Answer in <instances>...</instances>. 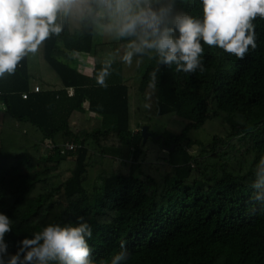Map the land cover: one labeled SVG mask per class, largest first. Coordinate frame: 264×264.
<instances>
[{
	"label": "trees",
	"instance_id": "1",
	"mask_svg": "<svg viewBox=\"0 0 264 264\" xmlns=\"http://www.w3.org/2000/svg\"><path fill=\"white\" fill-rule=\"evenodd\" d=\"M80 7L0 79V212L13 221L5 260L43 226L82 217L93 264H110L121 240L129 256L118 264H264V201L252 186L258 171L264 177V19L252 21L256 48L242 59L202 43L204 70L186 73L158 64L153 52L147 63L145 53L126 64L134 37L93 47L94 23L109 21L96 16L95 0ZM173 10L203 17L199 0H175ZM60 44L92 56V69L62 61ZM106 65L101 87L95 76ZM87 110L98 116L93 123ZM214 121L221 134L192 138ZM143 125L166 152L158 177L101 171L103 160L144 159ZM68 142L76 146L64 151ZM39 147L50 152L35 156Z\"/></svg>",
	"mask_w": 264,
	"mask_h": 264
},
{
	"label": "clouds",
	"instance_id": "2",
	"mask_svg": "<svg viewBox=\"0 0 264 264\" xmlns=\"http://www.w3.org/2000/svg\"><path fill=\"white\" fill-rule=\"evenodd\" d=\"M85 0H0V79L15 73L19 62L38 53L51 36H58L63 25L60 18L72 11L82 12ZM98 18L106 17L107 31L117 38L134 37L122 59L132 63L133 54H155L158 64L176 71L192 73L204 70L202 43L216 46L225 53L243 58L256 48L253 20L264 19V0H199L203 17L174 12L175 0H95ZM153 3L158 6L154 7ZM93 11L91 7L87 9ZM108 66L96 74V83L107 87ZM154 84L155 73L150 74ZM147 106V105H146ZM264 164V158L261 161ZM261 171H264L262 169ZM254 198L264 201V177L257 172ZM12 219L0 212V264H93L88 239L92 228L82 217L76 223H49L34 232L31 238L18 241L14 254L8 256L5 234L12 230ZM126 241L119 243V252L110 264H118L129 256Z\"/></svg>",
	"mask_w": 264,
	"mask_h": 264
},
{
	"label": "rangeland",
	"instance_id": "3",
	"mask_svg": "<svg viewBox=\"0 0 264 264\" xmlns=\"http://www.w3.org/2000/svg\"><path fill=\"white\" fill-rule=\"evenodd\" d=\"M104 25L106 24H103L99 21H96L94 23V34H93V41H92L93 47H96L97 45L102 44V43L115 42L118 40V38L115 36V33L107 31ZM151 54H152L151 51L146 52V63L150 59ZM93 60L94 59H92V61ZM144 67L142 69H144ZM91 115H94V116H91ZM84 117L86 119H92V123H93V119H96V118L98 119V116H96L95 114L89 111L84 113ZM162 118H165V117H162ZM156 123L165 124V121H160L159 118H157ZM156 123L153 121L151 124L152 127H156L157 126ZM205 128H206L205 130L201 129L197 133H194L192 135V138L205 141V140L210 139L214 134H221L225 130V127L219 121H214L210 124H207ZM137 130H141V128L138 127ZM145 144H146V146L144 147L145 156L143 160L134 162L132 160L131 155L127 159H118V160L112 161L111 164H108L107 161L103 160L102 168H100V170L101 171L105 170V172L107 173H109L110 170H114V169L115 171H121L125 173L134 171L135 174L136 173L138 174L139 170L142 169L144 174H150V175H154L158 177L157 174L163 170V165H164V162L161 160L160 156L165 155L166 152L164 153L160 151L158 144L154 142L153 137L151 135L147 137ZM185 146L188 148V150L192 154L196 153L197 145L190 146L186 144ZM95 151L96 149L94 147H91L90 152L93 154L95 159H99L97 157L98 154L95 153ZM49 152H50V149L48 147H39L33 152V154L35 156H37L38 154L47 155ZM69 166H70V163H67L63 167L62 170H64L66 167H69ZM66 173H67V170L63 171V175H66Z\"/></svg>",
	"mask_w": 264,
	"mask_h": 264
},
{
	"label": "crops",
	"instance_id": "4",
	"mask_svg": "<svg viewBox=\"0 0 264 264\" xmlns=\"http://www.w3.org/2000/svg\"><path fill=\"white\" fill-rule=\"evenodd\" d=\"M60 22L63 25V28L66 27V15L62 16L60 18ZM61 47V51H63L65 53V55H59V58L64 61L67 62L69 64H79V69L82 70L83 72H89L92 67H93V61H92V56L86 54V53H75V52H70L68 50H66L62 44H60ZM0 110H4L3 107L0 106ZM88 112L85 111V113ZM91 112V111H89ZM93 113V112H91ZM94 114V113H93ZM94 116V115H91Z\"/></svg>",
	"mask_w": 264,
	"mask_h": 264
},
{
	"label": "water",
	"instance_id": "5",
	"mask_svg": "<svg viewBox=\"0 0 264 264\" xmlns=\"http://www.w3.org/2000/svg\"><path fill=\"white\" fill-rule=\"evenodd\" d=\"M141 135H142V140H143V143L146 141L147 137L149 135L152 136V134L148 131V126L146 125H143L142 128H141ZM161 136L160 135H157V136H153L154 139H158L160 138ZM162 143H163V138H162Z\"/></svg>",
	"mask_w": 264,
	"mask_h": 264
},
{
	"label": "built area",
	"instance_id": "6",
	"mask_svg": "<svg viewBox=\"0 0 264 264\" xmlns=\"http://www.w3.org/2000/svg\"><path fill=\"white\" fill-rule=\"evenodd\" d=\"M40 89H41V88L39 87V85H36V86L34 87V91H35V92L40 91ZM22 96L25 98V97H26V93H23ZM75 146H76V145H75V143H73V142L66 143V144H65V150H64V151L73 150Z\"/></svg>",
	"mask_w": 264,
	"mask_h": 264
}]
</instances>
